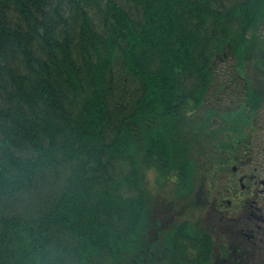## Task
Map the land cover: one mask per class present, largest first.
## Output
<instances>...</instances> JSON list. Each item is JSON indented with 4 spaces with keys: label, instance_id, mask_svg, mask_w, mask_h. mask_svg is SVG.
<instances>
[{
    "label": "trees",
    "instance_id": "obj_1",
    "mask_svg": "<svg viewBox=\"0 0 264 264\" xmlns=\"http://www.w3.org/2000/svg\"><path fill=\"white\" fill-rule=\"evenodd\" d=\"M261 109L264 0H0V264H246L177 204Z\"/></svg>",
    "mask_w": 264,
    "mask_h": 264
},
{
    "label": "flooded vegetation",
    "instance_id": "obj_2",
    "mask_svg": "<svg viewBox=\"0 0 264 264\" xmlns=\"http://www.w3.org/2000/svg\"><path fill=\"white\" fill-rule=\"evenodd\" d=\"M256 122L235 159L222 171L201 173L198 191L177 204L178 217L187 216L212 233L215 251L225 258L244 256L246 264H264V109Z\"/></svg>",
    "mask_w": 264,
    "mask_h": 264
},
{
    "label": "rangeland",
    "instance_id": "obj_3",
    "mask_svg": "<svg viewBox=\"0 0 264 264\" xmlns=\"http://www.w3.org/2000/svg\"><path fill=\"white\" fill-rule=\"evenodd\" d=\"M197 174H199V173H197ZM152 176H153V173L150 174V178H152ZM204 191H205V189H204ZM202 196L204 197V193H202Z\"/></svg>",
    "mask_w": 264,
    "mask_h": 264
}]
</instances>
